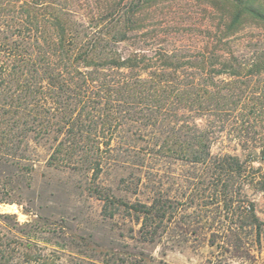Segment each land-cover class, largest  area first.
Instances as JSON below:
<instances>
[{
    "label": "trees",
    "instance_id": "obj_1",
    "mask_svg": "<svg viewBox=\"0 0 264 264\" xmlns=\"http://www.w3.org/2000/svg\"><path fill=\"white\" fill-rule=\"evenodd\" d=\"M161 1L0 0V194L21 177L13 169L31 134L51 136L55 153L66 151L61 164L99 166L88 153L102 140L110 147L127 126L130 137L114 148L124 163L189 164L208 198L228 211L236 195L247 198L245 182L264 194V0H203L211 15L202 47L169 34L180 23L158 29L153 16ZM224 137L244 159L212 153ZM151 191L147 204L104 197L142 220L138 233L147 242L177 212L165 193ZM237 207L260 238L264 221L255 203ZM46 226L41 217L21 223L0 213V264H125L111 250L105 261L89 257L78 237Z\"/></svg>",
    "mask_w": 264,
    "mask_h": 264
},
{
    "label": "rangeland",
    "instance_id": "obj_2",
    "mask_svg": "<svg viewBox=\"0 0 264 264\" xmlns=\"http://www.w3.org/2000/svg\"><path fill=\"white\" fill-rule=\"evenodd\" d=\"M82 3L97 6L99 0ZM210 15L203 0H162L153 21L158 29L180 23V30L169 34L184 39L185 44L202 47ZM127 129L134 130L124 127L110 147L102 140L99 150L88 153L99 157V166L86 162L77 166L61 164L58 160L66 151L55 153L51 136L36 138L31 134L20 165L13 169L21 177L12 190L0 194L9 200L0 203V213L16 214L21 223L41 217L49 223L46 230H56L58 235L72 233L81 243L79 249L99 261L109 259L106 250H111L117 255L112 258L125 264H264V234L259 238L254 228L242 221L239 215L243 209L237 207L254 202L264 221L263 193L256 194L249 182L243 183L247 198L236 195L228 211L222 201L208 198L206 182L195 178L198 171L189 164L180 160H153L144 166L124 163L118 158L122 154L114 148L130 137L132 132L126 133ZM135 153L132 151L131 156L139 161L137 164L140 158ZM212 153L245 158L241 147L227 137L213 146ZM85 154L79 151L75 155L80 158ZM151 189L165 193L175 202L177 212L163 224L159 237L147 242L138 233L142 220L138 221L124 206L107 204L104 197L128 205L147 204L153 197Z\"/></svg>",
    "mask_w": 264,
    "mask_h": 264
}]
</instances>
